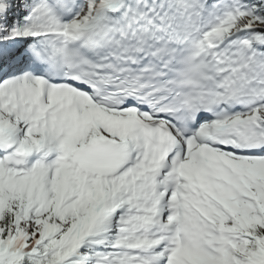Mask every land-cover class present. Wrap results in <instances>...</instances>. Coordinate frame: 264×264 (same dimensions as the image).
<instances>
[{"label":"snow or ice","instance_id":"snow-or-ice-1","mask_svg":"<svg viewBox=\"0 0 264 264\" xmlns=\"http://www.w3.org/2000/svg\"><path fill=\"white\" fill-rule=\"evenodd\" d=\"M0 264H264V0H0Z\"/></svg>","mask_w":264,"mask_h":264}]
</instances>
